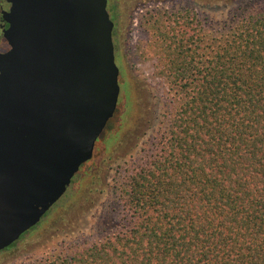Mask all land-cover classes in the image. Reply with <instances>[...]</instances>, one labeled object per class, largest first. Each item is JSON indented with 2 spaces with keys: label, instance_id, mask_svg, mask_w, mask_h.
Wrapping results in <instances>:
<instances>
[{
  "label": "trees",
  "instance_id": "trees-1",
  "mask_svg": "<svg viewBox=\"0 0 264 264\" xmlns=\"http://www.w3.org/2000/svg\"><path fill=\"white\" fill-rule=\"evenodd\" d=\"M138 27L177 105L120 187L127 227L46 264H264V7L220 38L190 10H147Z\"/></svg>",
  "mask_w": 264,
  "mask_h": 264
},
{
  "label": "water",
  "instance_id": "water-1",
  "mask_svg": "<svg viewBox=\"0 0 264 264\" xmlns=\"http://www.w3.org/2000/svg\"><path fill=\"white\" fill-rule=\"evenodd\" d=\"M107 0H0V252L62 198L120 95Z\"/></svg>",
  "mask_w": 264,
  "mask_h": 264
},
{
  "label": "rangeland",
  "instance_id": "rangeland-1",
  "mask_svg": "<svg viewBox=\"0 0 264 264\" xmlns=\"http://www.w3.org/2000/svg\"><path fill=\"white\" fill-rule=\"evenodd\" d=\"M107 1L120 71L116 112L98 138L92 160L81 166L67 192L35 228L0 253V264H46L127 227L120 187L150 158L177 105L175 92L156 73L155 60L138 56L137 47L147 37L138 27L142 13L190 10L201 19L208 38H220L233 19L264 7V0Z\"/></svg>",
  "mask_w": 264,
  "mask_h": 264
},
{
  "label": "flooded vegetation",
  "instance_id": "flooded-vegetation-1",
  "mask_svg": "<svg viewBox=\"0 0 264 264\" xmlns=\"http://www.w3.org/2000/svg\"><path fill=\"white\" fill-rule=\"evenodd\" d=\"M114 32H115V26H114V31H113V37H114ZM92 160V159H91ZM89 162V161H88ZM81 169V168H80ZM80 171V170H79ZM70 187V186H69ZM35 228V227H34ZM32 230V229H31ZM31 230H29L27 233H29ZM26 233V234H27ZM21 238V237H20ZM20 240V239H19ZM18 240V241H19ZM15 244V243H14ZM13 248V245L12 246H10L9 248H7V249H5V250H3V251H1L0 253H3V252H5V251H8V250H10V249H12Z\"/></svg>",
  "mask_w": 264,
  "mask_h": 264
}]
</instances>
